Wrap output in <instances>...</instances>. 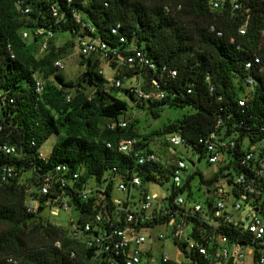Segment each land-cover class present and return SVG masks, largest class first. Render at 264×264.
<instances>
[{"label":"trees","instance_id":"16d2710c","mask_svg":"<svg viewBox=\"0 0 264 264\" xmlns=\"http://www.w3.org/2000/svg\"><path fill=\"white\" fill-rule=\"evenodd\" d=\"M53 3L54 0H0V91L11 90L16 99L12 108L0 113V143L24 149L28 161L38 172L67 165L73 171L82 172L83 183L90 179L101 183L110 167H117L122 174L132 168L131 161L108 149L107 144L117 146L122 140L137 138L138 134L134 126L125 130L109 129L110 124L119 122L125 114L127 103L113 92L120 90L113 87L111 92L108 91L107 80L97 74L91 58L82 57L86 73L79 82L66 81L54 69V61L63 59L69 47L75 48L72 40L58 54L52 46L40 55L35 40L23 39L24 32L33 33L36 28L53 23L49 15ZM57 3L65 19L53 26L56 34L69 33L73 37V31L78 29L73 20L74 12L93 24L102 40L113 41L111 29L120 25V32L130 40H136L158 65L178 71L171 90L179 92L175 101L153 104L130 98L139 107L148 104L154 118L166 106L194 109V114L169 126L164 133L181 135L196 153L203 155V149L196 144L213 133L219 121H224L230 136L235 132L233 122L244 120L246 125H259L264 118V78L257 80L246 116L240 114L237 105L244 96L243 87H238L237 81L246 77L245 63L253 52L264 57V37L260 33L264 24V3L260 0H254L251 5V27L243 39L247 51L239 50L237 45L229 42L232 37L237 38V29L243 23L241 17L231 16L229 4L226 11L220 12L211 9V0H72L71 4L67 0H58ZM167 7L169 11H166ZM27 8L31 13L22 15ZM211 26L222 31L224 36L219 38L210 32ZM207 73L212 76L213 93L206 82ZM35 74L40 75L45 85L40 99L34 92ZM189 89L191 94L187 93ZM67 96H71L70 101ZM228 115L233 120L228 121ZM236 131H240L241 139L246 134L254 142L262 138L255 128L249 133L245 128H236ZM53 135L59 139L48 162L41 163L36 159V152ZM32 140L36 141L37 147H29ZM142 141L140 147L149 150L148 140L143 138ZM15 164L19 171L24 167L20 162ZM162 168L160 164H152L138 168L136 172L146 183L155 180V173L163 175ZM106 196L109 213L98 205V196H94L89 204L75 202L74 209L83 216L80 222L84 217L91 220L99 211L109 218L113 196L111 185ZM26 201L23 190L0 184V264H105L93 261L91 251L72 242L69 229L45 221L41 212L29 214ZM157 223L160 222L151 225ZM57 243L61 244L60 248ZM72 251L76 252V259L70 258ZM190 259L192 261L182 264H208L198 256H190ZM8 260L13 261L9 263Z\"/></svg>","mask_w":264,"mask_h":264},{"label":"built area","instance_id":"2783aa9c","mask_svg":"<svg viewBox=\"0 0 264 264\" xmlns=\"http://www.w3.org/2000/svg\"><path fill=\"white\" fill-rule=\"evenodd\" d=\"M57 1L54 0L49 8L52 24L22 35L25 41L35 40L41 54L48 52L52 46L55 54L61 49L54 44L56 32L53 26L61 23L65 15ZM260 1L264 3V0ZM67 3L71 4L72 0H67ZM253 3L254 0H211L210 3L212 10L220 12L226 11L229 4L231 16L241 17L243 23L237 29V38L232 37L229 41L239 50L247 51L243 39L248 36L251 27ZM166 11H169L168 7ZM30 13L28 8L22 11V15ZM73 20L78 26L72 33L75 48L81 57L91 58L99 76L105 78L106 69L111 70L115 89L143 103L175 101L179 92L171 90L178 78L177 70L158 65L143 47L138 46L136 40H130L120 32V25L111 29L113 41H106L99 37L96 27L79 13H73ZM209 30L219 38L224 36L215 26ZM260 33L264 37V24ZM53 67L58 73L63 72L66 68L64 59H56ZM244 70L246 77L237 81V86L243 87L244 96L237 101V105L240 114L246 116L248 101L256 91L257 80L264 78V57L253 52ZM135 77L138 82H130ZM33 79L35 95L40 99L45 91L44 82L39 74L33 75ZM206 82L213 93L215 87L210 73L206 74ZM191 92V89L187 91L188 94ZM70 100L71 96H67V101ZM15 104L11 90L0 91V113ZM227 120H233L232 116L228 115ZM129 127L126 120L109 125L112 131ZM236 128H245L248 133L255 128L262 138L254 142L246 134L241 139ZM233 129L235 132L227 135V126L221 120L213 133L196 144L203 149L199 161L206 158L210 165L223 164L219 178L216 176L213 181H202L200 186H194L200 174L197 171L188 173L190 167L185 160L174 156V163H162L152 149L140 147L143 141L139 138L122 140L117 146L107 144L108 149L131 161L132 168L122 174L117 167H110L101 183L95 179L83 183L82 172L73 171L67 165L38 172L36 166L28 161L24 149L0 143V184L14 185L24 191L29 214L36 215L47 210L51 217H59L70 209L75 210L77 219L70 222L69 238L91 251L95 262L182 264L192 261L190 256H198L208 264H264V147L257 146L264 142V118L259 125H246L244 120L233 122ZM167 142L172 147H190L187 139L179 134L170 135ZM29 147H37L36 141L32 140ZM41 149L37 150L36 159L46 164L49 157ZM15 162L22 163L24 167L17 170ZM152 164L162 165L160 171L164 174L155 173V180L143 183L136 170ZM192 166L195 167V164ZM93 181L94 185H91ZM166 181L171 182L166 193L158 195L149 191L150 185L163 186ZM110 185L113 189L111 216L109 214L106 218L104 212L99 211L91 220L84 217L80 222L83 216L74 209L75 204H89L94 196L104 200L103 203L98 201V205L109 213L106 190ZM116 191L123 196L116 197ZM155 221L160 223L152 226ZM159 225L173 229L181 258L173 260L168 254L157 257L153 253L154 240L144 233ZM166 238L160 235L158 240ZM56 246L60 248L61 244ZM70 258L76 259V252L72 251ZM12 261L8 260L9 263Z\"/></svg>","mask_w":264,"mask_h":264},{"label":"rangeland","instance_id":"374dc122","mask_svg":"<svg viewBox=\"0 0 264 264\" xmlns=\"http://www.w3.org/2000/svg\"><path fill=\"white\" fill-rule=\"evenodd\" d=\"M71 38L72 37L69 33H58L54 38V42L56 41V43L61 46L64 43H69L72 40ZM38 51L39 54L42 55L40 50ZM63 59L65 61L66 68L59 74L66 81L79 82L86 73V69L81 63L83 60L78 52V49L69 47L68 52L65 54ZM105 79L107 80L106 87L108 91L111 92V89L113 88V76L111 70L106 69ZM90 90L91 89L88 88V91ZM113 92L120 100L127 103L126 112L124 115H122L120 120H126L129 123V126H134L136 128L138 134L137 138L141 140L145 138L148 140L149 148L156 153L160 162L167 163V165H169L174 163L176 158L185 160L190 167L188 173L197 171L201 175H198L195 179L194 186H200L202 185V181H211L216 176L219 178L220 172L223 170V164L210 165L206 158H203L199 161V154H196L192 148L186 146L172 147L167 142V139L170 137V135L164 133L165 130L171 125L178 124L184 119V117L194 114V109L191 107L174 108L166 106L162 108L159 116L154 118L151 114V111L149 110L148 104L139 107L138 103L134 102L122 91ZM58 139L59 138L56 135H53L42 146L41 151L46 157H50ZM257 146L264 147V142ZM192 164H195V167H193ZM91 185H94V181ZM169 187H171V182L166 181L163 186L154 184L150 185L149 191L151 193L161 195L166 193ZM114 195L116 197L123 196L122 193L117 191L114 193ZM42 214L45 221L60 226L64 229H69L71 220L77 219V212L73 209L62 213L59 217H51L47 210H45ZM144 234L152 236L154 240L152 244L153 253L157 257L162 256L164 253L168 254L173 260L182 257L178 247L175 244L173 229L171 227L159 225L151 231L145 232ZM160 235H164L167 238L160 241L158 240ZM147 247L150 248L151 246Z\"/></svg>","mask_w":264,"mask_h":264},{"label":"crops","instance_id":"0c3cea01","mask_svg":"<svg viewBox=\"0 0 264 264\" xmlns=\"http://www.w3.org/2000/svg\"><path fill=\"white\" fill-rule=\"evenodd\" d=\"M54 44L56 45V46H59L60 48H62V47H64L67 43H64V44H62L61 46L60 45H58L57 43H56V41L54 42ZM130 82H132V83H137L138 82V78H133V79H130Z\"/></svg>","mask_w":264,"mask_h":264},{"label":"water","instance_id":"95a60500","mask_svg":"<svg viewBox=\"0 0 264 264\" xmlns=\"http://www.w3.org/2000/svg\"><path fill=\"white\" fill-rule=\"evenodd\" d=\"M90 63H88V67H89Z\"/></svg>","mask_w":264,"mask_h":264}]
</instances>
